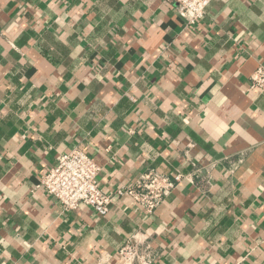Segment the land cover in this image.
Returning <instances> with one entry per match:
<instances>
[{
  "label": "crops",
  "instance_id": "obj_1",
  "mask_svg": "<svg viewBox=\"0 0 264 264\" xmlns=\"http://www.w3.org/2000/svg\"><path fill=\"white\" fill-rule=\"evenodd\" d=\"M264 0H0V264H264ZM83 149L110 193L174 178L153 212L66 211L41 185ZM130 264H146L134 260Z\"/></svg>",
  "mask_w": 264,
  "mask_h": 264
},
{
  "label": "built area",
  "instance_id": "obj_2",
  "mask_svg": "<svg viewBox=\"0 0 264 264\" xmlns=\"http://www.w3.org/2000/svg\"><path fill=\"white\" fill-rule=\"evenodd\" d=\"M176 4L177 12L188 27L198 23L213 0H168ZM251 87L264 90V67H260L252 76ZM102 167L83 149L74 148L69 153L60 155L57 162L41 179V185L47 193L59 201L66 211L78 209L81 205L94 208L99 214H106L117 199L128 197L133 205L153 213L181 180L177 175L171 178L156 171L142 173L131 184L122 185L106 193L99 183ZM147 249L128 242L121 250L125 264L144 260L152 262Z\"/></svg>",
  "mask_w": 264,
  "mask_h": 264
}]
</instances>
